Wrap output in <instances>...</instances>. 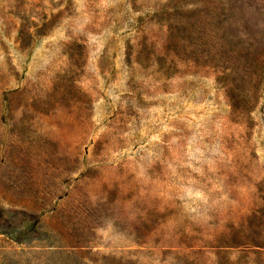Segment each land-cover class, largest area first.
I'll return each mask as SVG.
<instances>
[{"label": "rangeland", "instance_id": "rangeland-1", "mask_svg": "<svg viewBox=\"0 0 264 264\" xmlns=\"http://www.w3.org/2000/svg\"><path fill=\"white\" fill-rule=\"evenodd\" d=\"M0 264H264V0H0Z\"/></svg>", "mask_w": 264, "mask_h": 264}]
</instances>
